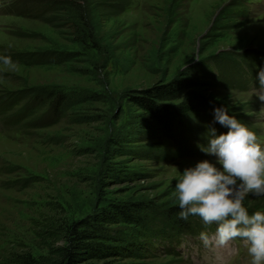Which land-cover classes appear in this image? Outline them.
Instances as JSON below:
<instances>
[{
  "label": "rangeland",
  "instance_id": "374dc122",
  "mask_svg": "<svg viewBox=\"0 0 264 264\" xmlns=\"http://www.w3.org/2000/svg\"><path fill=\"white\" fill-rule=\"evenodd\" d=\"M10 1L15 0L0 1V57L10 51L44 50L69 55L38 65L13 61L14 70L0 59V95L25 84L66 93L70 105L65 116L45 127L5 125L0 117V264H9L11 254L21 250L58 258L65 235L61 223L83 218L99 219L98 241L141 246L136 256L89 258L91 263L251 264L244 240L206 248L198 236L184 241L177 249L180 254L171 253L165 242L149 243L144 228L122 218L106 222L101 211L128 201L165 215L167 205L178 203L172 193L184 168L215 160L198 146L185 144H202L208 115L195 117L196 123L184 131L191 140L178 142L179 153L161 154L152 148L170 150L174 140L155 130L128 93L167 82L213 57L227 63L230 52L252 57L261 53L264 0H243V11L230 10L239 0H176L171 7L173 0H125L121 12L109 18L97 8L91 15L93 33L77 24L79 11L72 3L66 11L76 25L56 28L10 13ZM261 55L255 68L264 66ZM235 70V75L227 71L231 76L221 83L209 80L210 86L189 91L202 93L217 107L226 106L256 132L264 148L258 86L250 84L253 76L247 69ZM213 127L218 134L228 130L219 123Z\"/></svg>",
  "mask_w": 264,
  "mask_h": 264
},
{
  "label": "trees",
  "instance_id": "16d2710c",
  "mask_svg": "<svg viewBox=\"0 0 264 264\" xmlns=\"http://www.w3.org/2000/svg\"><path fill=\"white\" fill-rule=\"evenodd\" d=\"M175 2L176 0L171 1L170 7ZM125 3V0H15L10 1L12 8L10 13H19L26 17L41 19L56 28L62 26L74 28L76 23L71 20V14L66 11L71 4L79 11L77 24L81 25L80 23L82 22V25L93 33L94 23L91 15L95 13L97 8L109 18L121 12ZM234 8H240L241 11L245 10L244 1L239 0L230 10H234ZM218 21L216 19L215 24ZM83 26L80 28L82 31H84ZM260 50L261 53L256 54L254 57L238 52H230L229 59L231 62L227 63H222L217 57H213L205 60L199 66L194 65L188 68L185 72L180 73L167 82H159L153 86L129 92L130 100L147 114L155 130L160 134L171 137L175 143L174 147L171 148L170 145V150L167 149V151L163 150L162 147L152 149L161 154H167V152L179 153L181 149L178 142L183 141L185 137L188 138L187 140H191L188 137L189 134H187L189 132L184 131L190 128V124L196 123L195 117L199 116L200 120L201 114L208 115L210 125L214 126V109L217 106L203 97L202 93L194 90L189 91V88L204 84L210 86L212 84L211 81L221 83V80L231 76L227 71L235 72L236 66L239 70L255 71L256 68L253 64L256 61H260V58H262L261 54L264 53V48H260ZM68 55L64 56L57 50H44L36 52L10 51L5 56L11 57L12 61L38 65L49 63L56 59H67ZM222 64L227 67V70ZM214 75H217V78ZM233 75L235 74L233 73ZM200 77L202 80H200ZM23 85L25 87L19 91L0 95L1 98L4 96L3 101L0 102V117H3L4 124L9 123L14 126L39 128L53 125L61 117L65 116L70 105L68 94L55 89L40 90L35 87H29V85ZM179 98L182 99L176 102ZM38 112L40 113L36 115ZM240 121L245 123L242 119ZM185 144L190 147L191 145L197 147L198 143L186 142ZM202 144L206 145L207 140L203 138ZM13 171L12 169H7V172ZM24 180L27 181L28 179ZM244 204L248 208L250 215L256 211L264 212V196L249 195L245 199ZM154 210L156 209L147 207L142 202H118L113 203L106 209L103 208L101 218L106 222L114 218H122L123 221L129 224L144 228V237L149 243L152 244V241L156 239L165 242L167 243L168 251L176 254H180L177 249L184 241L200 236L202 231H207L211 234V231L216 230L217 227L215 223L211 226H206L198 216H190L187 221L181 219L179 217L181 209L178 203L167 205L164 211L165 215L157 214ZM98 220L92 222L87 218H83L61 223L65 235L64 244L60 247L61 253L58 258L44 257L35 255L34 252L29 250H21L12 253L7 262L9 264H95L89 262V258H105L123 254L136 256L140 253L138 249L141 246L138 242L108 244L98 241L96 239L100 235L98 233ZM151 244L149 248H151Z\"/></svg>",
  "mask_w": 264,
  "mask_h": 264
},
{
  "label": "clouds",
  "instance_id": "9594fccd",
  "mask_svg": "<svg viewBox=\"0 0 264 264\" xmlns=\"http://www.w3.org/2000/svg\"><path fill=\"white\" fill-rule=\"evenodd\" d=\"M0 59L5 66L16 68L11 57ZM256 79V97L264 112V68H259ZM214 123L228 130L218 134L208 125V131L202 134L207 144L197 146L215 160H200L182 171L172 193L181 209L179 217L187 221L190 216H198L206 226L217 225L212 235L200 233L206 248L223 247L241 238L248 244L251 264H264V212L250 215L244 204L249 195L264 196V148L256 133L230 115L226 106L214 109Z\"/></svg>",
  "mask_w": 264,
  "mask_h": 264
},
{
  "label": "bare ground",
  "instance_id": "6f19581e",
  "mask_svg": "<svg viewBox=\"0 0 264 264\" xmlns=\"http://www.w3.org/2000/svg\"><path fill=\"white\" fill-rule=\"evenodd\" d=\"M249 80V79H248ZM250 81V80H249Z\"/></svg>",
  "mask_w": 264,
  "mask_h": 264
}]
</instances>
